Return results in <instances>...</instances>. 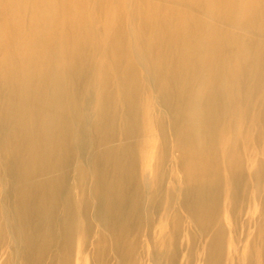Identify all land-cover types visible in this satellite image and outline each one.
Segmentation results:
<instances>
[{"label":"bare ground","instance_id":"1","mask_svg":"<svg viewBox=\"0 0 264 264\" xmlns=\"http://www.w3.org/2000/svg\"><path fill=\"white\" fill-rule=\"evenodd\" d=\"M86 257L264 264V0H0V264Z\"/></svg>","mask_w":264,"mask_h":264},{"label":"rangeland","instance_id":"2","mask_svg":"<svg viewBox=\"0 0 264 264\" xmlns=\"http://www.w3.org/2000/svg\"><path fill=\"white\" fill-rule=\"evenodd\" d=\"M238 246H239V248L240 249H242V247H243V242L241 241V242H239V244H238ZM146 250V249H145ZM87 259L85 260V262H86V264H88L89 263V259H88V257H86ZM197 263V262H196ZM145 264H153L150 260H145Z\"/></svg>","mask_w":264,"mask_h":264}]
</instances>
